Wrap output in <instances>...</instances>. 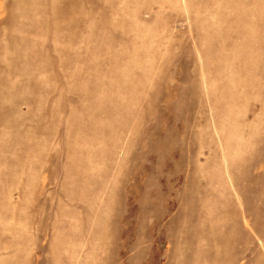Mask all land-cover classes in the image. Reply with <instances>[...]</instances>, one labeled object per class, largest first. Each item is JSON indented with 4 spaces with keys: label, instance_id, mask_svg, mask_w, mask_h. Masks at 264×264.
Masks as SVG:
<instances>
[{
    "label": "rangeland",
    "instance_id": "1",
    "mask_svg": "<svg viewBox=\"0 0 264 264\" xmlns=\"http://www.w3.org/2000/svg\"><path fill=\"white\" fill-rule=\"evenodd\" d=\"M0 264H264V0H0Z\"/></svg>",
    "mask_w": 264,
    "mask_h": 264
}]
</instances>
